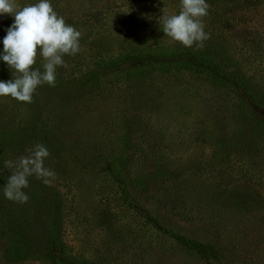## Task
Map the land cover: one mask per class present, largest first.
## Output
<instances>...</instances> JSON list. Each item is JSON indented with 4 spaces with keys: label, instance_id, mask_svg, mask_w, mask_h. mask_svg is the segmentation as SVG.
I'll return each instance as SVG.
<instances>
[{
    "label": "rangeland",
    "instance_id": "rangeland-1",
    "mask_svg": "<svg viewBox=\"0 0 264 264\" xmlns=\"http://www.w3.org/2000/svg\"><path fill=\"white\" fill-rule=\"evenodd\" d=\"M50 2L81 32V50L31 103L0 96V264H59L44 249L58 229L80 264H264V0H206L200 49L163 32L181 0ZM13 23L0 15V54ZM166 49L206 56L224 77L180 68ZM44 63L38 54L34 68ZM10 79L0 60V81ZM37 144L55 177H29L26 203L7 199L5 161ZM133 197L217 254L157 229Z\"/></svg>",
    "mask_w": 264,
    "mask_h": 264
},
{
    "label": "clouds",
    "instance_id": "clouds-1",
    "mask_svg": "<svg viewBox=\"0 0 264 264\" xmlns=\"http://www.w3.org/2000/svg\"><path fill=\"white\" fill-rule=\"evenodd\" d=\"M181 6L179 14L163 15V32L186 47L203 48L204 42L211 38L203 23L211 6L206 0H181ZM3 14L14 16L0 54V60L12 70L13 79L0 81V96L31 103L38 86H55L57 66L67 67L63 57L74 56L81 50V32L66 24L50 0L23 7L16 0H0V15ZM38 54L45 61L43 71L34 68ZM28 152L30 155L21 156L16 162L5 161V167L15 169L3 189L9 200L20 203L29 200L23 189L28 187L31 176L43 179L46 185L51 183L49 178L55 177V172L45 167L50 152L44 144H37Z\"/></svg>",
    "mask_w": 264,
    "mask_h": 264
},
{
    "label": "trees",
    "instance_id": "trees-1",
    "mask_svg": "<svg viewBox=\"0 0 264 264\" xmlns=\"http://www.w3.org/2000/svg\"><path fill=\"white\" fill-rule=\"evenodd\" d=\"M161 55L166 57V59L169 60L170 63H174L180 68L207 71L214 73L218 78L224 77L221 73H218L220 72L218 65H215L213 61H210V59H208V57L200 55L197 52H193L191 50L176 51L172 49H166L165 51H162ZM122 62L125 61L122 60ZM144 62L145 61L138 59L134 62V64L135 66H138ZM212 68H214V70H212ZM242 91L246 93L245 89H242ZM249 104L252 105L254 111H260V108H262L258 103H255L254 101L249 102ZM124 196H126V194ZM127 200L131 207L139 212L143 217H145L148 222L153 224L157 229L169 233L175 240L198 250L203 255L217 254L215 252V246L213 244L195 239L182 232H174L171 228L164 224L159 215L153 214V212L148 207L141 204L136 197L131 198V200ZM44 249L46 251L47 259L52 262H56L59 264H80V261H77L78 259H75L72 254L69 253L67 246L61 239L59 229L57 231H53V233L47 236ZM15 250L16 247L14 246L11 253L15 254ZM83 264L91 263L84 262Z\"/></svg>",
    "mask_w": 264,
    "mask_h": 264
}]
</instances>
